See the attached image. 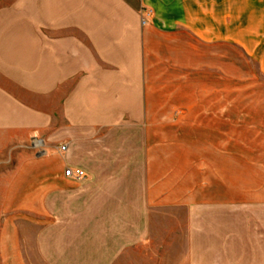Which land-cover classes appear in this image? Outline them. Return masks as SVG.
Returning <instances> with one entry per match:
<instances>
[{
  "label": "crops",
  "instance_id": "obj_1",
  "mask_svg": "<svg viewBox=\"0 0 264 264\" xmlns=\"http://www.w3.org/2000/svg\"><path fill=\"white\" fill-rule=\"evenodd\" d=\"M239 49L264 78V0H0V144L36 138L0 264H264V198L196 192L183 131L216 109L191 76L220 95Z\"/></svg>",
  "mask_w": 264,
  "mask_h": 264
},
{
  "label": "rangeland",
  "instance_id": "obj_2",
  "mask_svg": "<svg viewBox=\"0 0 264 264\" xmlns=\"http://www.w3.org/2000/svg\"><path fill=\"white\" fill-rule=\"evenodd\" d=\"M231 54L233 58V52ZM231 64L236 70L230 71L223 62V67H227L223 72L235 78H222L220 95L197 93L199 85L191 76L190 101L207 106L216 104V109L206 111L205 118L201 119L203 127L183 128L184 134L191 137V177L203 187L196 192L212 200H261L264 198V78L247 62L240 49L236 63ZM218 82L216 80V85ZM206 90H210L208 85ZM35 144L36 138L31 144H0V215L4 213L6 199L21 195V191L12 190L13 184L16 186L21 178L20 174H15L21 166L20 153L27 146L35 148ZM155 249L150 244L138 247L125 261L164 263L166 256L156 254Z\"/></svg>",
  "mask_w": 264,
  "mask_h": 264
},
{
  "label": "built area",
  "instance_id": "obj_3",
  "mask_svg": "<svg viewBox=\"0 0 264 264\" xmlns=\"http://www.w3.org/2000/svg\"><path fill=\"white\" fill-rule=\"evenodd\" d=\"M144 23V21H143ZM65 146H61L60 151H64ZM64 176L67 178H72L76 181H83L85 180L86 174L84 172V170L80 169V168H70L67 167L64 170Z\"/></svg>",
  "mask_w": 264,
  "mask_h": 264
}]
</instances>
